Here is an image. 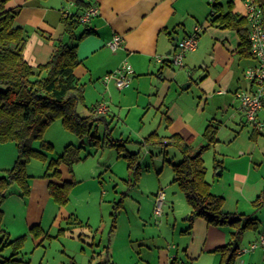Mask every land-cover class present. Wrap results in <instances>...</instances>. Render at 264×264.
I'll return each mask as SVG.
<instances>
[{"label": "crops", "instance_id": "crops-1", "mask_svg": "<svg viewBox=\"0 0 264 264\" xmlns=\"http://www.w3.org/2000/svg\"><path fill=\"white\" fill-rule=\"evenodd\" d=\"M83 1L77 4L76 0H8L6 8L20 5L15 23L28 34L23 49L25 59L32 66L46 62L57 41L65 39L62 15L65 12H80L86 3L96 2L98 14L88 23L80 24L76 31L80 34L87 28L91 32L77 42L76 51L80 63L74 69L79 80L87 79L91 84L87 115L93 107V113L104 117L103 121L95 124L96 127L102 124L104 137L105 134L111 137L110 127L117 121L123 107L128 108L127 113L134 107L152 113L151 133L162 137L163 142L170 135L179 134L189 139L193 148L198 150L206 143L203 137L206 127L209 124L215 125L216 141L202 153L206 180L210 183L211 191L223 196L224 212L252 217L256 215L254 201L264 189V142H259L257 138L253 140V137L261 136V130L259 133L252 129L253 126L246 121L240 103L234 96L237 90L251 89L250 83H242L241 77L243 78L244 69L253 60L239 54L236 30L211 23L209 14L215 0ZM217 1L223 5V0ZM224 3H229L233 12L245 15L241 0H225ZM240 7L242 12L239 11ZM189 17L196 22H203L205 19V23L201 24L203 28L199 33L197 49L185 56L182 66H175L169 61L156 62L155 56L165 58L170 54L169 50L173 53L176 42L188 34L185 22ZM114 34H120L123 41L120 48L111 51L106 42ZM124 60L133 71L128 84L118 89L112 83H103L102 77L117 69ZM189 65L192 70H185L184 66ZM198 69L202 73L196 72L193 75ZM193 83L197 93L187 91ZM86 94L84 83V102ZM257 120L264 121V103L257 113ZM158 145L162 146L163 143ZM16 152V146L12 142L0 143L2 174L13 165ZM215 160L221 163L217 167H214ZM172 163L169 161L171 171ZM59 170L63 181L74 180L73 169L69 173L67 166L62 164ZM162 170L163 167L159 168L157 174ZM47 174L33 177L26 196H21L18 188L10 187L0 207V229L8 233L10 238L24 236V239L31 238L39 246L46 238L51 237L45 232L35 237L30 232L33 226L43 224L46 211L51 207L53 200L48 190L49 182H60L47 177ZM142 174L141 171L140 178ZM124 175L130 178L127 168ZM171 182L173 183V171ZM126 187L123 196L129 197L134 204L132 207L122 199L119 205L113 207L116 212L115 220L109 227L106 255L100 257L101 263L93 260V251L89 255L86 249L81 248L85 259L78 263L72 255L73 264H170L173 257L179 261H187L188 264H220L221 254L214 250L229 241L232 228L227 225H210L201 217L190 222L187 217L190 208L183 211L185 217L178 222L177 205L174 201L167 200L166 190L169 185L163 187L160 180L153 187L143 188L136 186V183ZM159 191L165 195L164 203L167 201L172 206L171 213L163 211L165 217L157 224L153 208ZM135 194L151 195L145 208L142 200ZM55 205L57 207L54 208L52 224L58 218L65 220L66 224L67 219L74 217L81 222L79 226L90 228L89 215H82V211L77 209H69L65 214L63 209L66 204ZM87 207L91 211V207ZM258 220L260 224L257 223V238L264 231V218L262 221ZM61 221L58 223L61 233L68 230L71 232L73 227H78L73 226L63 231L61 229L67 225L61 227ZM252 241L254 239L245 244ZM247 245L239 243L240 248ZM258 250L260 253H257ZM261 251L256 248L243 254L238 253L234 264H264ZM28 262L30 264V259Z\"/></svg>", "mask_w": 264, "mask_h": 264}, {"label": "trees", "instance_id": "trees-1", "mask_svg": "<svg viewBox=\"0 0 264 264\" xmlns=\"http://www.w3.org/2000/svg\"><path fill=\"white\" fill-rule=\"evenodd\" d=\"M7 1L0 0V143L14 142L17 156L13 165L0 175V207L13 184L17 185L21 196L28 195L30 176L27 174V164L31 158L48 160L47 177L60 180V182L55 180L49 182L50 197L57 205H65L69 201L75 181H63L59 167L64 164L69 173H72L73 165L84 159L81 155L82 146L69 143L61 154L48 159L47 153L52 151L53 145L43 139V132L48 125L59 118L66 129L81 138L88 136L94 145L101 147L95 124L103 121L104 117L93 113V107L90 108V114L87 116L78 114L77 106L84 102V83L74 74L75 67L80 63L77 58V42L91 32L84 28L82 33H76L79 25L84 24L79 20V16L88 7L97 6V3H86L80 12L64 13L62 21L65 26V39L57 41L46 62L32 66L23 54L28 34L15 23L20 5L6 8ZM257 1L261 6L264 21V0ZM80 2L84 1L76 0L77 4ZM223 7L217 0L211 4L209 14L211 23L236 30L239 37V54L251 58L246 16L233 12L229 3L226 4V9ZM216 135L217 127L209 124L203 132L206 143L198 150L193 148L189 139L179 134H172L163 142L162 137L151 133L143 141L151 144L163 143L164 146L171 145L178 150L181 159L171 164L173 183L177 185L189 205L190 211L187 217L190 222L196 217H201L210 225H227L232 228L229 241L214 251L221 254L220 264H234L242 234L248 229H257L258 222L251 215L224 212L223 196L211 191L210 183L206 180L202 153L216 141ZM104 139L106 142L101 145L116 148L118 157L126 161L130 180L134 185L142 171L138 153L126 151L123 142L111 138L109 134H105ZM35 141L39 142V149L33 147ZM220 164L219 161H214V167ZM263 205L264 189L254 201L256 210ZM66 225V228L61 230L79 226L81 222L73 217L67 219ZM30 232L35 237L44 233L39 225L33 226ZM0 236L2 237L0 254L6 247L10 246L12 249L8 256L1 257L0 264H29L28 259L18 257L24 236L13 239L1 229ZM170 264H188V262L173 257Z\"/></svg>", "mask_w": 264, "mask_h": 264}, {"label": "rangeland", "instance_id": "rangeland-1", "mask_svg": "<svg viewBox=\"0 0 264 264\" xmlns=\"http://www.w3.org/2000/svg\"><path fill=\"white\" fill-rule=\"evenodd\" d=\"M224 1L225 0H223V5L226 7ZM237 1L238 0H236V2ZM239 11L242 12L241 7L239 8ZM197 23L204 24L205 19L203 22H196L190 17L186 20L185 29L188 33L193 31V27ZM168 56H170V54ZM186 56H188V54ZM184 67L185 70H192L190 65L188 67ZM175 69L178 70L179 68ZM196 72L202 73V70H195L193 75ZM243 78L241 77L242 83L248 82L244 75ZM80 81L85 83L87 91V99L85 102L78 104L77 107L78 114L83 116L89 113L88 107L90 106L89 93H91V84L87 82V79ZM187 91L197 93L194 83ZM127 111L128 108L123 107V110L117 116V121L115 120L111 125V137L128 140L123 141L126 151L138 153V161L143 174L141 178L139 177L136 181V186L138 185L143 188L153 187L158 180L163 183V187L169 185L168 190H166L168 195L167 200L174 201L176 203L179 215V219H177L178 222H181L185 217L183 211L187 208L189 209V205L177 185L171 182L172 171L169 166V161L176 163L181 159V155L173 146H160L158 144L145 143L143 141L142 137L147 136L153 131L152 113L134 109V107L131 108V111L128 113ZM118 117L120 119H118ZM220 117L223 116L221 115ZM257 122L259 123L260 128L255 131L259 132L261 130V136H255L253 137V140L257 138L259 142H264V121L262 122L257 120ZM96 129L101 147L94 145L93 141L90 140L88 136L81 138L74 132L66 129L59 118L48 125L43 132V139L53 145L52 151L47 153L48 159L55 158L61 154L64 147L69 143L76 146H82L81 155L84 156V159L73 165V179L75 184L72 186L70 200L64 207L63 213L66 214L69 209L82 211V215H89L91 226L90 228L89 226H78L75 228L72 226L73 231L70 232L68 230L61 233L58 230V227H60L58 226V223L60 224L59 221H61V219L58 218L57 221L52 224L54 208L57 206L53 201H51V207H48L44 222L41 225L44 232L49 233L51 237L46 238L39 246H36L31 238H25L21 251L18 255V257L22 259H30V264H73L74 258H72V255L75 256V259L79 263L82 259H85L82 255L81 248L86 249L89 255L92 254L93 251V260L97 263H101L100 257L102 258L106 255L105 247L107 246V241L109 240V227L116 215L113 207H116L115 205L119 204L122 199L124 200L123 202L133 207L134 203L130 200V198L123 196V192L127 188L126 186H132L133 182L130 180L131 177L128 178L124 175L127 168L126 161L122 157H118L116 148L101 145L106 142L104 139L103 125H97ZM252 129L255 128L253 127ZM12 143L14 144V142ZM33 147L39 149V142L35 141ZM207 157H210V155L207 154ZM47 165L48 160L43 161L38 158H31L27 164V174L30 176L29 184L30 181L33 180L34 176L42 177L46 173H49ZM161 167H163L162 172L157 174V171ZM0 175H2L1 171ZM11 188L17 189L18 187L16 184H13ZM135 196H138V198L142 200L144 208L150 202L149 197H151V195L142 196L135 194ZM87 206L91 207V211H88ZM171 206L172 203H168L166 201V203H163L162 210L165 211V213L170 214ZM134 207L137 208L136 205ZM164 217L165 214L162 215V217L154 216V220L156 219V223L158 224V221L161 220L162 222ZM253 217H255L258 224H260L258 219L262 221L264 218V205L256 210V215H253ZM83 221L86 222L85 220ZM64 226H66L65 220L61 221V227ZM256 238L257 230L248 229L242 234L239 243L242 242L244 245H247L245 243L253 239L256 240ZM0 239H2L1 236ZM262 251L261 255L264 256V251ZM11 252V247H6L1 252L0 259L1 257L8 256ZM257 253H260V251L258 250Z\"/></svg>", "mask_w": 264, "mask_h": 264}, {"label": "built area", "instance_id": "built-area-1", "mask_svg": "<svg viewBox=\"0 0 264 264\" xmlns=\"http://www.w3.org/2000/svg\"><path fill=\"white\" fill-rule=\"evenodd\" d=\"M245 8V16L248 22L249 30V44L251 59L253 62L249 64L243 72L245 79L251 85L250 90H237L234 93L236 99L239 100L240 107L244 112L246 121L250 123L255 129H259L257 122V113L262 108L264 103V21L263 12L257 0H241ZM67 13V12H65ZM98 14V6H90L85 9L79 16V20L86 24L91 18ZM203 26L195 24L193 31L186 34L179 39L175 44V49L170 56L165 58L155 56V61L162 63L169 61L175 66H182L184 58L187 54L194 52L197 49L199 41V33ZM123 38L120 34H114L106 45L111 51H115L122 45ZM133 74L130 64L124 60L117 69L106 73L102 77V81L107 85L112 83L116 88L121 89L125 87L131 79ZM165 195L159 191L155 196V204L153 213L156 217H162V206ZM256 248L264 251V231L259 233L257 240H254L246 247L238 249L239 254H243Z\"/></svg>", "mask_w": 264, "mask_h": 264}, {"label": "water", "instance_id": "water-1", "mask_svg": "<svg viewBox=\"0 0 264 264\" xmlns=\"http://www.w3.org/2000/svg\"><path fill=\"white\" fill-rule=\"evenodd\" d=\"M176 40V39H175ZM171 53V50L168 51V54Z\"/></svg>", "mask_w": 264, "mask_h": 264}]
</instances>
